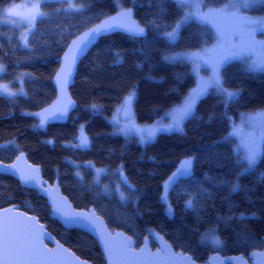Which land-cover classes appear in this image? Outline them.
<instances>
[{
	"label": "trees",
	"instance_id": "1",
	"mask_svg": "<svg viewBox=\"0 0 264 264\" xmlns=\"http://www.w3.org/2000/svg\"><path fill=\"white\" fill-rule=\"evenodd\" d=\"M21 1L0 0V85L15 92L0 93V143H8L0 149V160L9 163L25 153L47 180H59L76 207L93 206L112 230L125 231L138 247L146 237L154 248L165 239L205 262L215 252L205 239L215 233L222 242L216 249L223 255L248 256L263 249L264 143L256 165L244 171L233 134L244 114L264 110V71H248L241 60L251 49L249 37L225 45L212 58L215 70L216 62L227 57L219 65V76L225 89L239 93L238 99L229 103L213 86L186 119L183 132L159 133L142 144L139 135L116 133L118 109L134 91L137 123L163 120L161 126L172 125L169 111L186 99L197 78L188 62L166 57L211 45L214 30L191 20L169 39L186 13L177 0H38L44 15L35 20L24 46L23 30L1 21L5 10ZM227 1L204 0V5L218 9ZM122 8H134L146 32L137 37L112 32L102 38L79 64L71 89L77 107L68 122L41 129L25 112L54 99L53 76L68 42ZM247 13L264 17V0L253 3ZM203 72L208 74L209 68ZM82 126L87 147L77 146ZM187 159H193L191 175L164 200L165 181ZM88 163L103 172L97 175ZM189 200L194 208L187 207ZM13 204L38 216L82 258L106 264L96 240L63 228L37 191L0 175V208Z\"/></svg>",
	"mask_w": 264,
	"mask_h": 264
},
{
	"label": "water",
	"instance_id": "2",
	"mask_svg": "<svg viewBox=\"0 0 264 264\" xmlns=\"http://www.w3.org/2000/svg\"><path fill=\"white\" fill-rule=\"evenodd\" d=\"M125 12H130V15H123ZM106 24H111L112 28L103 30ZM122 25L138 26L143 28V34L146 32L145 26L135 16V9L122 8L91 25L68 42L59 59L58 69L53 76L54 99L38 110L25 112L26 115L36 119L41 129L53 124H65L68 122L77 107V101L73 97L71 89L75 84L79 64L102 38L112 32L123 33L131 37L143 35L128 31L127 27ZM97 28L101 29L99 34L88 36L89 33H92ZM86 37L87 40L82 45L81 41L85 40ZM132 115V105L130 109L123 106L120 120L127 122ZM131 128L135 135H142L143 130L137 124L133 123ZM159 133L168 132L155 131V136ZM6 146H8V143H0V149ZM186 161L191 162L190 167H184ZM192 167L193 159L184 160L167 178L164 184V200H166L171 189L191 175ZM0 175L13 177L22 187L37 191L46 199L51 210V217L57 220L63 228L66 230H80L96 240L106 264H115V254L120 252L126 244L131 249V252L135 254L133 258L146 262V264H264V247L263 249L252 251L248 256L244 254L223 255L215 251L210 254L205 262L197 261L188 252L175 249L165 239H160L154 248L151 245L150 238L146 237L142 245L138 247L136 240L125 231L112 230L93 206L89 208L76 207L69 196L63 192L59 180L52 182L47 180L43 176L41 166L31 162L25 153L18 154L9 163L0 160ZM25 177H35V180L26 182ZM57 207L63 209V212H56L55 209ZM64 212L72 215L66 217L63 214ZM5 222L16 227L21 241L27 242L35 239L37 247L43 253L47 264H93L61 242L49 230L48 225L41 222L38 216L24 211L18 205L13 204L0 208V239H2V228ZM108 246L113 251L111 256L109 255ZM5 259L3 252L0 251V264H3ZM7 259L11 261V257H7Z\"/></svg>",
	"mask_w": 264,
	"mask_h": 264
},
{
	"label": "rangeland",
	"instance_id": "3",
	"mask_svg": "<svg viewBox=\"0 0 264 264\" xmlns=\"http://www.w3.org/2000/svg\"><path fill=\"white\" fill-rule=\"evenodd\" d=\"M69 2H72V0H67ZM257 1V0H256ZM246 0H228L223 6H221L218 9L225 8L226 5H228V11L231 12H237L240 17H248L251 19H260L264 17H258L253 18L247 13V9L255 2H249L247 6H245ZM38 0H22L21 2L15 3L8 7L5 12L2 15V20L5 23L13 24L15 26L20 27L22 31V43L24 46L27 45L28 35L29 31L31 30L32 26L34 25V22L37 18L31 20V24L24 23V21L27 18H32L35 16L36 13H40L38 10ZM186 7V13L182 17V19L177 23L175 26V29L173 30L174 35L172 37H169V39H174L178 36L179 30L182 28L183 25H185L187 22L194 20L196 22L208 25L214 30L215 34V41L204 48L193 50V51H187V52H181V53H174L170 54L166 57V59L170 62L176 61V60H182L188 62L193 70V73L195 74L197 78L196 85L189 94L187 95L186 99L179 105L175 106L173 109H171L168 113L169 121L172 125H174L177 122V119L180 115V111L185 107V101L188 100L190 95L193 93V90H197L202 82H210L213 75H214V64L213 59L215 56L222 50V48L225 45H233L235 42L241 41L243 38L242 36H248L249 28L245 27L243 25V22L240 19L236 18H230L223 15H220L216 18L215 22L211 21H204L199 16L196 15L197 12L199 13H207L209 10L206 9L204 5V0H185L183 3ZM197 4L200 5L199 8H197ZM187 17V18H186ZM179 25V27H177ZM259 34L262 35V37L257 41L258 43L251 47L250 51L247 52L246 55L242 56L241 60L245 64V68L248 71H257V72H263L264 68L261 67H255V65L262 59H264V27H261L260 25H257L255 27L254 36ZM248 44V42H246ZM246 43H244V46L246 47ZM249 45V44H248ZM247 45V47H248ZM204 68H209V73L205 74L203 72ZM0 69H3L4 66L0 65ZM3 71H0L2 73ZM213 87L211 84H209V89ZM7 89V92L4 91V89ZM207 91V92H208ZM237 92V91H234ZM0 93L6 94L8 93H14L15 92L8 86V85H0ZM204 97V96H203ZM201 98L196 100L195 108L200 101ZM123 109V104L118 109L115 117L113 118V123L115 127H117L116 133L129 136L134 135L132 132L131 125L132 123L137 124L142 130L143 134L138 136V140L145 144L153 138H150V132L154 131L158 127L164 124L163 120H158L156 123L152 124H139L136 122V119L132 115L130 118V123L123 122L120 120V115ZM261 114H264V110L262 111H255L251 113L244 114L239 123L234 128V137L236 138V146L235 150L237 153H240L243 164H244V171L251 170L257 163L259 154L257 156V159L254 164L250 165L248 162V151L250 145H255L257 148L258 153H260V146L261 143H264V119H261ZM190 116V115H189ZM184 117L182 121V127L184 131V124L186 119L189 117ZM83 132V135L85 137V131L84 127L82 126L80 128V137L79 142L77 146L79 147H87L81 146V133ZM88 140V138H87ZM87 165L93 166V170H95V173L97 175H100L103 170L95 167L94 164L88 163ZM97 182H99V178L97 176ZM206 242L211 245L212 250L218 251L217 249L222 245V242L220 238L214 233L206 237ZM219 240L221 243H216L215 241ZM217 248V249H216Z\"/></svg>",
	"mask_w": 264,
	"mask_h": 264
},
{
	"label": "snow or ice",
	"instance_id": "4",
	"mask_svg": "<svg viewBox=\"0 0 264 264\" xmlns=\"http://www.w3.org/2000/svg\"><path fill=\"white\" fill-rule=\"evenodd\" d=\"M177 2L181 5L185 2V0H177ZM249 2H256V0H246L245 6ZM200 5L197 4V8H199ZM228 5L225 6L223 9H209L207 13H199L197 12L196 15L199 16L204 21H211L215 22L216 18L220 15L230 17V18H236L240 19L243 22V25L247 28H249L248 31V37H249V47H254L258 42L254 39V32L255 27L257 25H260L261 27H264V18L253 20L248 17H240L237 12H231L228 11ZM43 13H36L34 17L25 19L24 23L31 24V20L42 17ZM123 15H130V12H125ZM187 18V17H186ZM127 27L128 31L135 32L137 34H143V28H139L138 26H124ZM179 27V25L177 26ZM112 28L111 24H106L104 26L103 30H109ZM101 32L100 28L94 29L92 33H89L88 36H94ZM169 37H172L174 33H168ZM87 40V37L85 40L81 41V44L83 45ZM82 50V49H81ZM227 59V57L220 58L216 63L217 67L214 70V75L210 82H202L201 86L197 90H193V93L190 95L188 100L185 101V107L180 111V115L177 119V122L174 125H167V126H161V128L154 130L150 132V138H154L155 131H166V132H172V131H178L183 132L182 127V121L184 117L189 115H194L195 111V103L196 100L199 98H202L204 95L207 94L209 84L215 87L217 92L224 96L226 100L231 103L234 102L239 97L238 92H230L227 89L223 87V81L220 79L219 76V65L223 64L224 61ZM255 67H261L264 68V59L260 60ZM0 71H3V69H0ZM5 92H7V89H4ZM22 91V89H21ZM8 95H15L14 93H8ZM135 97V92L133 91L128 97L125 98L123 102V106L130 109L131 105L133 103ZM261 119H264V114H261ZM88 144L87 137L83 135V132L81 133V146H86ZM258 151L255 145H250L249 151H248V162L250 165L254 164L257 156ZM191 162L186 161L184 167H190ZM25 181L29 180H35V177H25ZM239 189V185L234 186L233 190L236 191ZM43 191V189H41ZM187 207L194 208V205L191 200L187 202ZM56 212H63V209L57 207ZM169 212H171V208H169ZM66 217L71 216L72 214L64 212L63 213ZM79 215V214H77ZM78 222V221H75ZM216 243H221L219 240L215 241ZM0 251L3 252L6 259L3 261V264H47L43 257V253L40 251V249L37 247V244L35 242V239L29 240L27 242H23L20 239L19 232L16 229V227L8 222H5L2 228V239H0ZM109 255H113V251L110 246H108ZM135 254L131 252V249L126 244L123 246V249L115 254V264H146V262H142L139 260L134 259ZM7 257H11V261L7 259Z\"/></svg>",
	"mask_w": 264,
	"mask_h": 264
},
{
	"label": "flooded vegetation",
	"instance_id": "5",
	"mask_svg": "<svg viewBox=\"0 0 264 264\" xmlns=\"http://www.w3.org/2000/svg\"><path fill=\"white\" fill-rule=\"evenodd\" d=\"M130 121H131V120H129V121H127V122L130 123ZM130 125H132V124H130Z\"/></svg>",
	"mask_w": 264,
	"mask_h": 264
}]
</instances>
